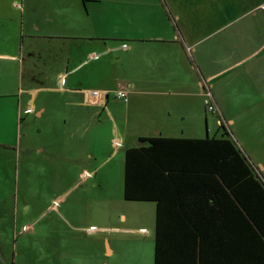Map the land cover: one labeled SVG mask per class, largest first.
Masks as SVG:
<instances>
[{"label": "crops", "instance_id": "obj_1", "mask_svg": "<svg viewBox=\"0 0 264 264\" xmlns=\"http://www.w3.org/2000/svg\"><path fill=\"white\" fill-rule=\"evenodd\" d=\"M150 136L229 138L251 175L197 145L161 156L156 199H127L126 149ZM6 150L65 191L0 205L17 236L0 264H154L159 208L163 261L264 264V0H0Z\"/></svg>", "mask_w": 264, "mask_h": 264}, {"label": "trees", "instance_id": "obj_2", "mask_svg": "<svg viewBox=\"0 0 264 264\" xmlns=\"http://www.w3.org/2000/svg\"><path fill=\"white\" fill-rule=\"evenodd\" d=\"M204 85H206L204 83ZM225 123L219 124L220 128L225 129ZM140 140H148L150 144L142 147H131L126 149L125 158V180H124V197L127 199H156L154 191L146 188L145 184L149 178H154L156 173H163L165 169L173 168L168 164L162 155L172 158L178 153L182 158L189 156L195 151V146H211L214 160L217 162H241L245 167V174H250V169L244 160V156L235 144L229 138H167V137H141ZM176 153V154H175ZM160 208L157 212L156 244L154 264H181L178 262L163 261L167 247L163 246L162 240L166 231L161 230ZM195 236V235H194ZM196 237V236H195ZM197 240V239H195ZM170 254L175 253L173 249ZM193 251L191 253L194 254ZM195 255V254H194ZM188 264H197L189 262Z\"/></svg>", "mask_w": 264, "mask_h": 264}, {"label": "rangeland", "instance_id": "obj_3", "mask_svg": "<svg viewBox=\"0 0 264 264\" xmlns=\"http://www.w3.org/2000/svg\"><path fill=\"white\" fill-rule=\"evenodd\" d=\"M211 113V112H209ZM109 127L108 124L103 122V128L104 131H107V128ZM6 154L2 155V159L0 161V197L1 200L4 199L5 201L0 202V205H9V202L11 200H15L16 197H18V202H19V208H21V203H22V197L32 195L33 193H37L40 195V197H53L54 199H57L58 195L63 193L65 191V186L64 184L60 185L58 183H51V184H46L43 185L41 176L38 174L34 173H27L25 172L24 165L27 164L25 161L26 157L24 154L26 152H20V156L18 154H13L10 150H6ZM41 153L39 158L35 159L33 162H30V164L35 165L37 164L38 161H40V165L43 166L44 162L48 159L47 157L49 155L53 156L51 153ZM37 156V154H36ZM5 164L4 166H2ZM17 165H19V169L17 168ZM40 174V173H39ZM17 178L20 181V183H29V185H25L24 188L19 187V189L16 188L17 184ZM83 189V187H80L76 190V192H80ZM19 191V192H18ZM75 190L73 193H76ZM54 202V201H52ZM59 204V202H56V205ZM2 210V209H1ZM4 213V212H2ZM55 210L50 211L48 213L47 217L45 219H50L55 215ZM14 217L11 216L9 220V216L6 215L3 218H0V250H2L3 254H9L12 255L14 246L16 243L17 236H14V231L12 227H9V223H13ZM18 218V224L20 225L22 223L21 220V213L20 210H18L17 214ZM9 220V223L7 221ZM54 222V221H53ZM52 222V223H53ZM7 223V224H6ZM51 223V225H52ZM12 232V236L9 235L10 232ZM23 240V239H22ZM31 255L28 254L25 258L26 262H29V258ZM1 258V256H0Z\"/></svg>", "mask_w": 264, "mask_h": 264}, {"label": "built area", "instance_id": "obj_4", "mask_svg": "<svg viewBox=\"0 0 264 264\" xmlns=\"http://www.w3.org/2000/svg\"><path fill=\"white\" fill-rule=\"evenodd\" d=\"M126 87H128L126 84H120V86H118L113 93L115 95V97L126 101L127 100V89H126ZM215 105L216 104H215L213 98L210 96L209 93H206L205 97H204L205 110L207 112H211V113L215 114L216 113V106ZM219 120H220L219 124H222L224 121L222 118H220Z\"/></svg>", "mask_w": 264, "mask_h": 264}]
</instances>
